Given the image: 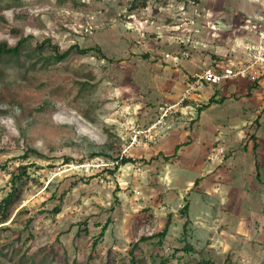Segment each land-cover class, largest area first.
I'll use <instances>...</instances> for the list:
<instances>
[{
    "label": "rangeland",
    "instance_id": "1",
    "mask_svg": "<svg viewBox=\"0 0 264 264\" xmlns=\"http://www.w3.org/2000/svg\"><path fill=\"white\" fill-rule=\"evenodd\" d=\"M223 1L230 12L225 17L219 12ZM223 1L149 0L144 6L139 0H0V42L16 45L24 39L25 50H32L19 63L6 64L0 75V202L10 190V172L28 164L19 199L0 223V263L130 264L131 244L163 229L170 217L162 244L158 237L139 243L141 264H150L157 252L168 257L167 264H197L202 256L211 264H264L263 155L257 171L248 172H240L236 160L225 161L232 150L219 165L215 160V174L233 169V176L228 179L227 171L213 177L226 186L203 195L210 204L206 214L194 200L197 215L187 228L179 210L192 192L182 198L159 182L161 163L170 160L175 147L165 150L162 160L142 153L116 168L115 157L141 154L137 146L158 143L130 144L131 125L146 126L161 104L178 100L172 79L182 62H195L200 72L245 56L242 43L252 37L249 4ZM48 40L62 50L98 46L107 57L94 49L44 65L33 51L44 44V55L50 54ZM182 50L190 55L178 64L166 57ZM237 82L244 84L211 111L236 117V142L244 148L248 139L253 151H264L261 83L224 81L200 93L217 86L230 92ZM214 127L206 118V135ZM192 144L199 145L196 138ZM199 158L200 169L202 153ZM89 163L95 166L88 171ZM242 173L246 186L229 185L240 182ZM57 204L62 209L54 213ZM187 242L196 250L186 252Z\"/></svg>",
    "mask_w": 264,
    "mask_h": 264
},
{
    "label": "crops",
    "instance_id": "2",
    "mask_svg": "<svg viewBox=\"0 0 264 264\" xmlns=\"http://www.w3.org/2000/svg\"><path fill=\"white\" fill-rule=\"evenodd\" d=\"M223 1V0H219ZM223 4H221L220 7H222L219 12L221 13V16L225 17L226 14L230 13L226 11V4L223 1ZM249 4V10L247 12H250L249 18L252 15L253 10L255 9V5L250 2L249 0H241V5ZM242 10L241 7L239 9L237 8L234 13L235 15L239 13ZM243 45V43H242ZM195 62H192L191 60H185V62H182V67L176 68V73L173 77V90L176 92L173 94V97L179 98L184 87L186 86V81L189 76L195 75L197 72V64L194 66ZM201 67V66H200ZM186 69V73H183V70ZM240 79H246L250 82H253V80L249 78H239V79H232L228 80H240ZM180 80V81H179ZM259 83H261L262 87L264 88V74H262L259 78L255 79ZM256 82V81H255ZM239 84L244 83H236L235 88L233 90L221 91L220 87H215L212 91H207V93H204L203 95L200 93L198 95L199 100H204L205 106H203L201 109L198 108L197 110H193L192 112L188 114H182L180 112H176L171 116L169 119L168 125L164 128L161 135L158 137V142L156 145H154L151 148H147L146 146H137V148H140L142 150L141 154L135 155L130 152L129 155L131 157H142V153H145L144 157L148 156L149 154L154 155L156 159L162 160V155L167 154L165 153V150L168 148H174V152L171 153L173 156H171L169 161H166L165 163H161L163 165V169L161 170V174H159V182L163 180V186L166 187V189H176L174 192L176 194H179L182 198L185 197L186 194H188L190 191L192 192L188 196L189 201V218L190 220L194 221V215H197V211L193 213L194 209V200H198V208H201V211L203 214H206V207L210 208L209 202H206V199L203 198V195L206 196V192L210 194L212 191H218L219 189H222L226 186L227 182L224 181V179H220L219 182H213L216 175L220 174H226L228 175V179H230V176H233V169L225 170L219 173L217 171L216 173V165L214 166V161L211 160L212 154H214L216 146H223L224 147V155L219 157L218 163H221L223 157L226 156L227 151H231L228 157L225 158V161L229 160H236L237 161V168L239 171H250V170H256L258 167L263 163V157L264 151L257 149L252 150L250 144L248 143V139L245 140L243 148V145L240 144V142H236V136L239 134L237 131L238 127L235 125L238 121L236 117H232L229 115L228 112H217L213 113L211 111L213 105L219 101L224 102L230 93L236 92L237 89L241 88ZM218 85V84H217ZM239 85V86H238ZM248 85V84H246ZM215 86V85H213ZM222 95V96H221ZM221 96V97H220ZM214 97L216 101L213 103L206 105L210 98ZM232 99V98H230ZM250 103H253L250 101ZM241 116V115H240ZM206 118L209 119L212 124H214V129L212 130L213 133L209 134L205 130L206 125ZM256 121V120H255ZM257 124V123H255ZM259 126V123L255 128ZM195 133V135H194ZM251 136L255 137V133L252 132L250 134ZM196 136V137H195ZM188 137L189 141L187 142L184 138ZM197 139V142L199 145H193V140ZM238 141V140H237ZM241 145V146H240ZM256 143H253V146H255ZM242 147V148H240ZM203 154V164L202 167L199 169L197 167L198 161L200 160L199 154ZM168 155V154H167ZM253 156V160H251V157ZM256 156V157H255ZM155 159V158H154ZM187 160L188 163H186L183 160ZM259 162V165L257 166L256 162ZM226 163V162H225ZM219 165V164H218ZM217 165V166H218ZM246 166V167H245ZM222 167V166H221ZM220 167V168H221ZM219 168V169H220ZM169 172V173H168ZM164 173L170 174V180H165ZM258 173V172H257ZM185 174L184 176H182ZM242 180L238 183L230 184L232 187L237 185L244 187L246 186V180L244 179L245 175L242 173ZM213 179V180H212ZM227 180V179H226ZM166 181V182H164ZM197 181V183H195ZM254 180L252 179V182ZM222 182V183H221ZM165 183V184H164ZM252 184V183H251ZM167 185V186H165ZM185 194V195H184ZM201 199V201H200ZM194 214V215H193ZM197 217V216H196ZM206 217L203 216V219Z\"/></svg>",
    "mask_w": 264,
    "mask_h": 264
},
{
    "label": "built area",
    "instance_id": "3",
    "mask_svg": "<svg viewBox=\"0 0 264 264\" xmlns=\"http://www.w3.org/2000/svg\"><path fill=\"white\" fill-rule=\"evenodd\" d=\"M249 1L255 5V9L247 20L251 27L252 37L242 45L245 56L226 65L206 66L195 75L189 76L186 86L177 101L161 104L158 107L157 117L146 126L131 125L130 144L156 142L174 113L178 111L182 114H188L199 108L198 95L208 85H217L224 81L239 78L255 80L264 74V0ZM189 55L188 51L182 50L175 53H167L166 57L174 64H178L182 58L189 57ZM221 155H224V147L216 146L211 160L215 161ZM91 166L95 165L89 163L85 167L89 171Z\"/></svg>",
    "mask_w": 264,
    "mask_h": 264
},
{
    "label": "trees",
    "instance_id": "4",
    "mask_svg": "<svg viewBox=\"0 0 264 264\" xmlns=\"http://www.w3.org/2000/svg\"><path fill=\"white\" fill-rule=\"evenodd\" d=\"M149 0H139V2L143 3L144 6L147 5ZM48 44L51 46L50 51L51 53L48 55H44V44H39L36 46V49L33 51V53H39L43 57L42 59V64L44 65H50L54 62H59L66 58L68 55L71 53H80V54H88L92 50H96L100 53H102V56L107 57L105 53L102 52V49L98 46L96 47H81L79 44H73L67 49H60L58 45L52 44L50 40L47 41ZM30 55L32 53V50H25L24 48V39H21L16 45H8L7 42L1 41L0 42V75L4 74L5 72V65L9 64L11 62H17L19 63L21 59L22 54ZM111 60V59H110ZM216 101L214 97H211L209 102L206 105H209ZM205 106V105H204ZM203 107V106H202ZM200 107V109L202 108ZM258 120V119H257ZM258 124V122H256ZM256 124V125H257ZM34 153H36L39 156H42V154L31 148ZM94 155V154H93ZM69 160V158H68ZM115 160L117 161L116 168H118L120 165L125 164L127 162H133L136 159L131 157V156H121V157H115ZM257 166L259 165V162L257 161ZM18 171V172H16ZM115 170H111V172H114ZM11 178H10V190L8 191V194L1 200L0 202V223L4 222L8 219L9 217V210L14 204V202L18 201L19 199V192L21 191V181L23 180L24 177L28 176V164L22 163L18 166L17 170H12L10 172ZM197 183V181L195 182ZM61 205L57 204L53 208L54 213H59L61 211ZM180 213L183 216H186V220L184 222V227L187 228L189 222L191 221L189 218V201L187 200L186 203L180 208ZM171 215V214H170ZM171 224V218L167 220L165 226L163 229L158 230L150 235H143L141 238L131 244V247L129 249L130 253V264H141L140 259L138 258L136 251L139 247V243L142 241H146L149 239H153L154 237H158V244H162L164 239L168 235L169 231V226ZM108 227V223L106 222L105 224L102 225L101 231L98 235V239L102 238L105 234V231ZM3 229V225H0V232ZM98 240H95L94 246ZM186 252L188 251H195L196 248L189 242H187V245L184 248ZM168 257H166L164 254H159L158 252L153 254L151 253V262L150 264H167ZM211 260L205 256H202L201 259L197 261V264H211ZM2 264V263H0ZM21 264V263H17ZM224 264H232L231 260H227Z\"/></svg>",
    "mask_w": 264,
    "mask_h": 264
}]
</instances>
